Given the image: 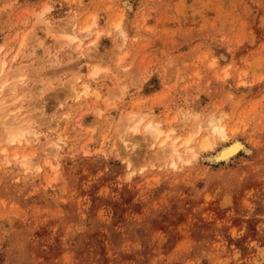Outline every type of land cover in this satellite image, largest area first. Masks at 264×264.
I'll use <instances>...</instances> for the list:
<instances>
[{
    "label": "rangeland",
    "instance_id": "1",
    "mask_svg": "<svg viewBox=\"0 0 264 264\" xmlns=\"http://www.w3.org/2000/svg\"><path fill=\"white\" fill-rule=\"evenodd\" d=\"M127 1L0 0V115L34 133L0 137V264H264V0ZM148 122L190 138L181 158Z\"/></svg>",
    "mask_w": 264,
    "mask_h": 264
},
{
    "label": "bare ground",
    "instance_id": "2",
    "mask_svg": "<svg viewBox=\"0 0 264 264\" xmlns=\"http://www.w3.org/2000/svg\"><path fill=\"white\" fill-rule=\"evenodd\" d=\"M123 5L125 7H130L127 0H124ZM93 23V22H92ZM115 25V23H114ZM120 24L117 23L114 27L119 26ZM91 27V26H90ZM117 28V27H116ZM60 34L64 38L65 44H72L76 43V48H80L82 45V42L85 38L90 36V28L89 26H78L77 22H73L70 27L62 28ZM98 34V33H97ZM97 38L98 36L94 37L92 40H90L89 45L85 48L80 50L82 53L83 50H88L90 48H95L97 44ZM75 47V46H74ZM81 55V54H80ZM5 62L2 61L1 64V70H3ZM20 70V69H19ZM3 74V73H2ZM17 76V75H14ZM6 79V78H5ZM16 79V80H15ZM13 80V79H12ZM10 85L8 86V90L11 92H15L18 87L22 86L25 81V75L19 74L18 77L14 78ZM10 82V80H9ZM8 82V84H9ZM72 87L69 89L74 94L73 96L78 98L82 94H86V90L89 88L88 85L82 81H80V77H76L73 81H71ZM78 82L80 85L78 86ZM6 83V80H3L0 82V89L4 84ZM3 89V88H2ZM3 92V91H2ZM1 92V93H2ZM15 94H12L11 96H14ZM11 98V97H9ZM15 99V98H14ZM13 99V100H14ZM18 100V99H17ZM12 101L9 99H2L0 98V114L2 112V109H4L7 106V103ZM20 113V112H19ZM21 115V114H20ZM0 115V137H3V139L10 143L14 142H23L25 141L28 143L29 139L31 137H26V134H34L32 132L31 124L33 123V117L30 114L21 115L13 113L12 116L8 119H2ZM5 116V115H4ZM127 123H130L131 116L127 117ZM126 119V118H125ZM135 120V119H134ZM207 128L209 129L210 135H215L220 139L221 141L225 140L227 137V132L225 130L224 125L220 124L219 118H209L207 120ZM125 126V125H124ZM146 131L149 134V139L152 141V143H158L161 150L168 152L169 157L177 156L181 158V151L188 149V144L190 142V138L186 137L183 140L178 143L179 138L178 137H170V134L167 132H163L162 129L159 127V123H151L148 122L146 125ZM127 127V125H126ZM127 129V128H126ZM130 130V129H129ZM139 130L138 124H134L131 126L132 132H137ZM163 136V137H162ZM18 145V144H17ZM211 145V142L209 140H205L204 146L205 148L209 147ZM242 147L241 143L237 139L231 140L229 143L225 144L221 147V149L218 150V152L214 155V159L216 160H227L231 155H233L237 150H239ZM5 149H3L4 151ZM6 151V150H5ZM14 158L19 159L22 166H24V169L29 168L31 166H38L37 162L35 160L30 158V154H18V152H14L13 154ZM174 163V161H172ZM39 163V161H38ZM42 167L38 166L37 168ZM40 169V168H39Z\"/></svg>",
    "mask_w": 264,
    "mask_h": 264
}]
</instances>
